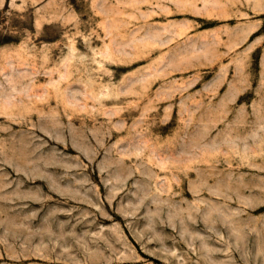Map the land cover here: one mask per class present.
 Listing matches in <instances>:
<instances>
[{"label": "rangeland", "instance_id": "rangeland-1", "mask_svg": "<svg viewBox=\"0 0 264 264\" xmlns=\"http://www.w3.org/2000/svg\"><path fill=\"white\" fill-rule=\"evenodd\" d=\"M0 264H264V0H0Z\"/></svg>", "mask_w": 264, "mask_h": 264}]
</instances>
